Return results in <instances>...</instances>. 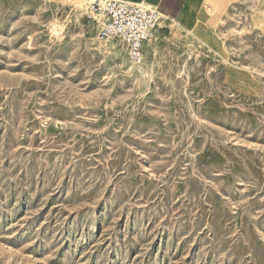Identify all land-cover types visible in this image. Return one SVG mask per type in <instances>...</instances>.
Returning a JSON list of instances; mask_svg holds the SVG:
<instances>
[{"label":"rangeland","instance_id":"374dc122","mask_svg":"<svg viewBox=\"0 0 264 264\" xmlns=\"http://www.w3.org/2000/svg\"><path fill=\"white\" fill-rule=\"evenodd\" d=\"M220 1L143 76L74 0H0V264H264V0Z\"/></svg>","mask_w":264,"mask_h":264},{"label":"built area","instance_id":"2783aa9c","mask_svg":"<svg viewBox=\"0 0 264 264\" xmlns=\"http://www.w3.org/2000/svg\"><path fill=\"white\" fill-rule=\"evenodd\" d=\"M87 16L96 27L97 40L120 41L132 63L143 61L144 47L162 28L157 7L129 0H94Z\"/></svg>","mask_w":264,"mask_h":264},{"label":"crops","instance_id":"0c3cea01","mask_svg":"<svg viewBox=\"0 0 264 264\" xmlns=\"http://www.w3.org/2000/svg\"><path fill=\"white\" fill-rule=\"evenodd\" d=\"M138 3H146L157 7L160 14L164 17V22L173 20L181 25H189L199 18L196 16L201 7L208 14L205 3L206 1L223 4L220 0H129ZM202 3V5H201ZM201 5V7H200Z\"/></svg>","mask_w":264,"mask_h":264},{"label":"bare ground","instance_id":"6f19581e","mask_svg":"<svg viewBox=\"0 0 264 264\" xmlns=\"http://www.w3.org/2000/svg\"><path fill=\"white\" fill-rule=\"evenodd\" d=\"M94 0H74L77 8L83 12H85L86 14L90 11L91 8V4L93 3ZM206 9L208 11V14L211 15L214 13V11L216 12L217 10L221 9V7L223 6V4H215L209 1H206L205 3ZM218 7V8H217ZM204 8V7H203ZM225 14V13H224ZM220 19V18H219ZM200 20V19H199ZM174 26L176 28L173 29L172 34L174 36L177 35L178 33V29H182L180 26L177 25V23L174 22ZM114 47L116 46V44H112ZM116 54V53H114ZM132 63V62H131ZM132 68H135L136 73L140 74V75H145L147 73L146 67H145V62L142 61L140 63H133L131 65Z\"/></svg>","mask_w":264,"mask_h":264}]
</instances>
